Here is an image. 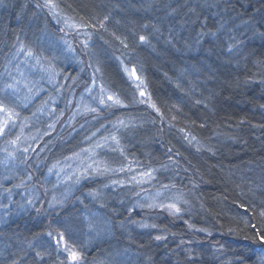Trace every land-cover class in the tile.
Instances as JSON below:
<instances>
[{
  "label": "trees",
  "instance_id": "obj_1",
  "mask_svg": "<svg viewBox=\"0 0 264 264\" xmlns=\"http://www.w3.org/2000/svg\"><path fill=\"white\" fill-rule=\"evenodd\" d=\"M19 47L39 69L0 125V264H264V0H0V95ZM162 188L175 208L136 206Z\"/></svg>",
  "mask_w": 264,
  "mask_h": 264
},
{
  "label": "rangeland",
  "instance_id": "obj_2",
  "mask_svg": "<svg viewBox=\"0 0 264 264\" xmlns=\"http://www.w3.org/2000/svg\"><path fill=\"white\" fill-rule=\"evenodd\" d=\"M61 32L63 35H65L66 40L70 42L71 46L73 45V49L77 48H83V46L87 45L88 40V34L84 27H82L80 24L75 22H61ZM80 46V47H79ZM77 47V48H76ZM21 48V50H19ZM78 50V49H77ZM32 53L29 51H23L22 47L18 48V51L14 54V66L17 74L15 75L16 82L12 80H7V85L3 87V92L0 95V108L4 109V111H0V125H6V132L11 133L13 126L11 119L13 118V115L22 108L23 105H25V102L27 101V92L28 90L25 88L27 85L25 84L28 82L27 80V74L29 71H38L39 69V63L32 57ZM84 60V59H83ZM125 72L127 73L128 77L132 81L133 84H135L138 88V91L140 94L144 93V88L142 84V79L137 72L132 69L129 66L124 67ZM187 74V73H185ZM182 79L186 78L184 75L181 77ZM9 81V82H8ZM83 89V87H79L78 91ZM77 93L75 92L73 97ZM100 96V104H115L118 106H121L122 101L118 97V95L110 92L109 90H100L99 92ZM81 97L80 99H82ZM87 97L84 96V102L83 106H88ZM91 101V100H90ZM87 102V103H86ZM11 126V128H10ZM23 138L26 137L25 135H22ZM87 152L84 153H78L71 157L68 161L60 164L57 166V169H54L55 166H53L51 171H55V176L58 177V180H60V175H64V179H62V183L65 180V184L69 182L71 183L70 177H72V173L78 169L83 164L85 165V162L87 161ZM1 163V162H0ZM45 187L44 190L47 191L48 187ZM29 191L32 189L31 187L28 188ZM32 193V192H30ZM63 194L62 191H55L51 193L50 199H49V208L50 207H58L60 206L63 201ZM179 196L176 193V190L170 189V188H162V189H154V190H147L145 192H142L137 199L136 206H151V207H165L168 206L169 208H175L176 203L178 202ZM95 221V220H94ZM96 222V221H95ZM95 226V225H94ZM94 226L92 229H94ZM68 247V246H67ZM72 261L74 263H78L80 261V256L76 253L75 255H72L71 257Z\"/></svg>",
  "mask_w": 264,
  "mask_h": 264
},
{
  "label": "snow or ice",
  "instance_id": "obj_3",
  "mask_svg": "<svg viewBox=\"0 0 264 264\" xmlns=\"http://www.w3.org/2000/svg\"><path fill=\"white\" fill-rule=\"evenodd\" d=\"M0 111H4V109L0 108Z\"/></svg>",
  "mask_w": 264,
  "mask_h": 264
}]
</instances>
